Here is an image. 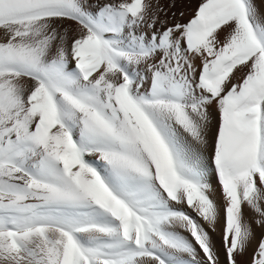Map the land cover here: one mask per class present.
<instances>
[{
    "label": "snow or ice",
    "instance_id": "snow-or-ice-1",
    "mask_svg": "<svg viewBox=\"0 0 264 264\" xmlns=\"http://www.w3.org/2000/svg\"><path fill=\"white\" fill-rule=\"evenodd\" d=\"M0 264H264V0H0Z\"/></svg>",
    "mask_w": 264,
    "mask_h": 264
}]
</instances>
